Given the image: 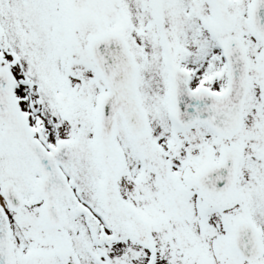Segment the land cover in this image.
Listing matches in <instances>:
<instances>
[{
    "label": "snow or ice",
    "instance_id": "1",
    "mask_svg": "<svg viewBox=\"0 0 264 264\" xmlns=\"http://www.w3.org/2000/svg\"><path fill=\"white\" fill-rule=\"evenodd\" d=\"M0 264H264V0H0Z\"/></svg>",
    "mask_w": 264,
    "mask_h": 264
}]
</instances>
